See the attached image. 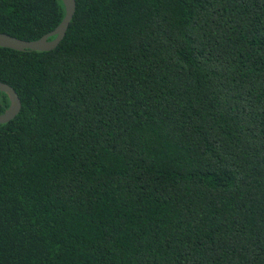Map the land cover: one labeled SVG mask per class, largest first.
Returning <instances> with one entry per match:
<instances>
[{"label":"trees","instance_id":"obj_1","mask_svg":"<svg viewBox=\"0 0 264 264\" xmlns=\"http://www.w3.org/2000/svg\"><path fill=\"white\" fill-rule=\"evenodd\" d=\"M76 3L0 47V264H264V0ZM65 14L0 0V33Z\"/></svg>","mask_w":264,"mask_h":264},{"label":"water","instance_id":"obj_2","mask_svg":"<svg viewBox=\"0 0 264 264\" xmlns=\"http://www.w3.org/2000/svg\"><path fill=\"white\" fill-rule=\"evenodd\" d=\"M65 7V17L60 25L49 34L36 41H26L6 33H0V47L15 51L49 52L55 50L64 40L69 26L74 18L76 0H62ZM0 91L5 93L10 100L9 108L0 115V125L13 121L22 110V103L13 87L0 81Z\"/></svg>","mask_w":264,"mask_h":264}]
</instances>
